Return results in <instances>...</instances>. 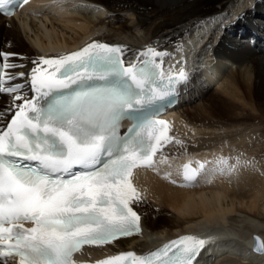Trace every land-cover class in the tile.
I'll list each match as a JSON object with an SVG mask.
<instances>
[{
	"label": "bare ground",
	"instance_id": "1",
	"mask_svg": "<svg viewBox=\"0 0 264 264\" xmlns=\"http://www.w3.org/2000/svg\"><path fill=\"white\" fill-rule=\"evenodd\" d=\"M37 2L48 4L31 7L34 14L27 9L11 18L0 15V52L15 53L9 62L22 65L6 71L27 77L38 57L52 58L93 41L124 46L131 58L151 47L163 53L160 60L187 59L186 84L171 117L174 141L157 158L168 161L141 168L134 177L142 194L134 206L145 231L88 247L79 258L92 262L127 251L142 255L189 234L207 241L196 264H264V252L254 251L255 235L264 242V142L257 140V129L244 127L239 112H264V0ZM234 31L236 36L230 34ZM8 83H23V94L31 96L26 78ZM0 98V111L9 115L11 97ZM220 159L231 170L209 163L212 174L207 170L183 185L182 165L198 168ZM8 264L16 263L9 259Z\"/></svg>",
	"mask_w": 264,
	"mask_h": 264
},
{
	"label": "snow or ice",
	"instance_id": "2",
	"mask_svg": "<svg viewBox=\"0 0 264 264\" xmlns=\"http://www.w3.org/2000/svg\"><path fill=\"white\" fill-rule=\"evenodd\" d=\"M11 3L0 0V10ZM15 55L0 52V94L13 102L0 127V264H77L85 245L140 234L135 170L167 163L157 155L174 141L171 125L155 117L187 74H166L154 48L126 64L124 46L97 41L38 57L27 77L6 71L22 67L9 62ZM17 77L27 79L30 97L24 84L8 83ZM209 163L231 170L225 159L186 163L181 178L195 183ZM206 242L183 235L147 254L121 252L96 264H193Z\"/></svg>",
	"mask_w": 264,
	"mask_h": 264
},
{
	"label": "rangeland",
	"instance_id": "3",
	"mask_svg": "<svg viewBox=\"0 0 264 264\" xmlns=\"http://www.w3.org/2000/svg\"><path fill=\"white\" fill-rule=\"evenodd\" d=\"M256 49L257 53L260 54L261 50ZM260 51V52H259ZM240 113H242V120L241 123H244V127L247 126L252 129H257V140L261 143L264 142V112L262 110L260 111H254L251 108L246 109L244 112L242 110H239ZM261 155L264 157V148L262 149Z\"/></svg>",
	"mask_w": 264,
	"mask_h": 264
},
{
	"label": "water",
	"instance_id": "4",
	"mask_svg": "<svg viewBox=\"0 0 264 264\" xmlns=\"http://www.w3.org/2000/svg\"><path fill=\"white\" fill-rule=\"evenodd\" d=\"M255 244H254V250L258 253H263L264 250H257L260 245L264 244L263 239L260 236L255 235Z\"/></svg>",
	"mask_w": 264,
	"mask_h": 264
}]
</instances>
